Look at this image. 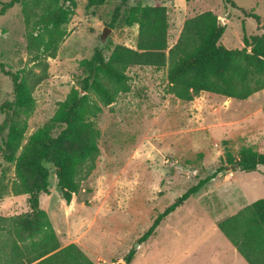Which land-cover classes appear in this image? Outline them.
Returning a JSON list of instances; mask_svg holds the SVG:
<instances>
[{"label": "rangeland", "instance_id": "1", "mask_svg": "<svg viewBox=\"0 0 264 264\" xmlns=\"http://www.w3.org/2000/svg\"><path fill=\"white\" fill-rule=\"evenodd\" d=\"M9 1L0 0V8ZM59 1L68 6L67 0ZM143 1L145 6L159 3L167 8L169 47L177 42L185 20L207 11L225 27L221 44L228 49H242L244 36H264V0H231L235 7L225 0ZM74 2L75 13L65 26L57 57L47 61V79L33 91L31 114L11 107L13 83L0 69V216L31 213V195L14 194L18 168L32 179L27 164L37 148L30 137L52 121L61 103L78 94L101 109L93 119L100 132V155L69 205L57 187L56 169L44 163L49 194L38 195L39 207L47 213L61 247L75 244L94 264H126L131 250L135 253L129 264H246L215 227L219 220L264 199L262 166L250 173L224 169L169 215L149 240L138 241L155 217L192 185L220 167H232L226 164L227 155L237 160L247 148L264 153V90L245 101L203 93L182 102L168 94L167 67H133L126 71L130 92L106 107L93 93L81 90L80 62L91 59L97 48L106 58L116 45L135 49L136 27H127L124 18L130 7L141 5L140 0L121 7L112 27L120 0H106L91 10H86L84 0ZM239 9L257 15L260 22L246 19ZM31 59L17 5L0 16V64L11 73L24 68L38 72ZM13 120L25 125V133L10 163L4 142Z\"/></svg>", "mask_w": 264, "mask_h": 264}, {"label": "trees", "instance_id": "2", "mask_svg": "<svg viewBox=\"0 0 264 264\" xmlns=\"http://www.w3.org/2000/svg\"><path fill=\"white\" fill-rule=\"evenodd\" d=\"M84 1L86 10L106 3V0ZM128 1L120 0L111 27L119 17L120 8ZM225 2L235 7L231 0ZM67 3L65 7L59 0H10L1 5L0 16L14 6L21 7L27 52L32 57L31 62L39 68L38 72L24 68L11 73L0 64L1 71L13 83L11 107L16 113L29 115L34 110L33 91L47 79V61L57 57L59 46L66 37L65 26L75 13L74 0H67ZM239 11L246 19L260 22L257 15L243 9ZM124 24L138 26L135 49L116 45L106 58L103 49L97 48L91 59L80 62L84 71L81 90L93 93L106 107L111 106L118 95L130 92L126 71L133 67L157 70L167 67L168 94L182 102H192L203 93L245 101L264 90V36H244L242 49H228L221 44L225 27L214 13L207 11L185 20L177 42L169 47L167 8L159 3L130 7ZM100 112L101 109L86 96L73 94L59 105L49 124L31 135L30 143L37 148L27 164L32 179L28 180L18 168L14 194H30L32 211L23 216H0V238H5L0 244V264H94L75 244L61 247L47 213L39 207L38 195L49 194V173L44 163L56 169L57 187L67 205L78 194L82 183L95 170L100 155L97 143L100 132L93 121ZM7 130L4 146L10 152L7 161L13 163L24 138L25 125L13 120ZM55 130H59L56 136ZM226 164L234 170L237 165L243 172H254L264 167V153L243 149L237 160L227 155ZM224 169L218 168L176 198L155 217L138 243L149 240L169 215ZM217 229L246 264H264V199L218 222ZM134 253L131 250L125 256L126 264L131 262Z\"/></svg>", "mask_w": 264, "mask_h": 264}, {"label": "crops", "instance_id": "3", "mask_svg": "<svg viewBox=\"0 0 264 264\" xmlns=\"http://www.w3.org/2000/svg\"><path fill=\"white\" fill-rule=\"evenodd\" d=\"M142 6H145L146 4L144 3V1L142 2V0H140V2H139ZM148 5V4H147ZM148 6H152V5H148ZM134 27H136V31H137V33H138V26H134ZM236 214V213H235ZM232 216V215H231ZM230 217V216H229ZM222 220H224V219H221V220H219L218 222H220V221H222ZM216 229H217V224H216V227H215ZM220 232L218 229L217 230H215V232L218 234V232ZM220 234H221V232H220ZM219 235V234H218ZM221 239H223V241H225L226 243H227V245H229V247H230V251H232L233 253H235L236 255H238L239 256V254L237 253V251H236V249L229 243V241L221 234ZM240 257V256H239ZM240 259L241 260H243L241 257H240ZM244 261V260H243ZM244 263H245V261H244Z\"/></svg>", "mask_w": 264, "mask_h": 264}, {"label": "water", "instance_id": "4", "mask_svg": "<svg viewBox=\"0 0 264 264\" xmlns=\"http://www.w3.org/2000/svg\"><path fill=\"white\" fill-rule=\"evenodd\" d=\"M107 34H108V33H107ZM226 170H232V168H231V167H227ZM235 170H239V167H238L237 165L235 166ZM137 247H138V245H136L135 248H137ZM117 264H124V263L119 262V263H117Z\"/></svg>", "mask_w": 264, "mask_h": 264}]
</instances>
